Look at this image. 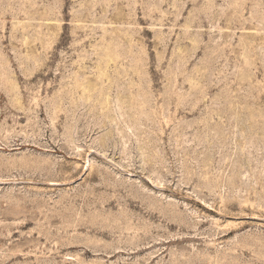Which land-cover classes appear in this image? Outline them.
<instances>
[{
	"label": "rangeland",
	"instance_id": "1",
	"mask_svg": "<svg viewBox=\"0 0 264 264\" xmlns=\"http://www.w3.org/2000/svg\"><path fill=\"white\" fill-rule=\"evenodd\" d=\"M0 264H264V0H0Z\"/></svg>",
	"mask_w": 264,
	"mask_h": 264
}]
</instances>
